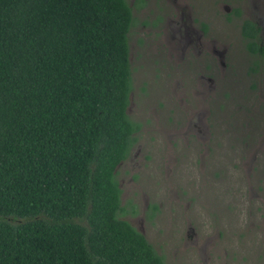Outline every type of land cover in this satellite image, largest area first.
<instances>
[{"label": "trees", "instance_id": "trees-1", "mask_svg": "<svg viewBox=\"0 0 264 264\" xmlns=\"http://www.w3.org/2000/svg\"><path fill=\"white\" fill-rule=\"evenodd\" d=\"M131 23L126 0H0V264H164L119 217Z\"/></svg>", "mask_w": 264, "mask_h": 264}, {"label": "rangeland", "instance_id": "rangeland-1", "mask_svg": "<svg viewBox=\"0 0 264 264\" xmlns=\"http://www.w3.org/2000/svg\"><path fill=\"white\" fill-rule=\"evenodd\" d=\"M137 141L119 217L164 264H264V0H126ZM204 25V26H203Z\"/></svg>", "mask_w": 264, "mask_h": 264}, {"label": "flooded vegetation", "instance_id": "flooded-vegetation-1", "mask_svg": "<svg viewBox=\"0 0 264 264\" xmlns=\"http://www.w3.org/2000/svg\"><path fill=\"white\" fill-rule=\"evenodd\" d=\"M256 24V23H255ZM257 25V24H256ZM204 26V25H203ZM258 27V26H257ZM259 31H260V28H259ZM259 34V33H258Z\"/></svg>", "mask_w": 264, "mask_h": 264}]
</instances>
